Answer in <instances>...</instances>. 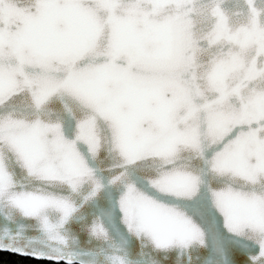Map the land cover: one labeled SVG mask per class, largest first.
<instances>
[{
	"label": "water",
	"instance_id": "95a60500",
	"mask_svg": "<svg viewBox=\"0 0 264 264\" xmlns=\"http://www.w3.org/2000/svg\"><path fill=\"white\" fill-rule=\"evenodd\" d=\"M0 249L264 264V0H0Z\"/></svg>",
	"mask_w": 264,
	"mask_h": 264
},
{
	"label": "trees",
	"instance_id": "16d2710c",
	"mask_svg": "<svg viewBox=\"0 0 264 264\" xmlns=\"http://www.w3.org/2000/svg\"><path fill=\"white\" fill-rule=\"evenodd\" d=\"M0 264H78L64 261H54L45 258H36L29 255H21L15 252L0 249Z\"/></svg>",
	"mask_w": 264,
	"mask_h": 264
}]
</instances>
